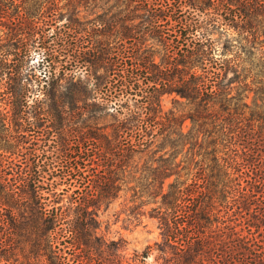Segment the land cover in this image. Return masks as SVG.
<instances>
[{
    "label": "trees",
    "instance_id": "obj_1",
    "mask_svg": "<svg viewBox=\"0 0 264 264\" xmlns=\"http://www.w3.org/2000/svg\"><path fill=\"white\" fill-rule=\"evenodd\" d=\"M0 264H264V0H0Z\"/></svg>",
    "mask_w": 264,
    "mask_h": 264
},
{
    "label": "rangeland",
    "instance_id": "obj_2",
    "mask_svg": "<svg viewBox=\"0 0 264 264\" xmlns=\"http://www.w3.org/2000/svg\"><path fill=\"white\" fill-rule=\"evenodd\" d=\"M83 14L81 15L85 16ZM39 59L40 55L35 53L31 62H37ZM176 98L175 94L163 95L161 98L163 109H181V106L174 102ZM182 127L184 130H188L190 121L186 119ZM130 194L131 192L124 190L119 197L109 203L108 206L100 207L96 213L99 221V232L107 239L119 241L121 246L119 253L126 259L135 254L144 255L143 251L146 247L157 240L159 236V230L154 219L147 215H136L135 217L129 215L128 209L132 205ZM146 258L147 261H150L148 256Z\"/></svg>",
    "mask_w": 264,
    "mask_h": 264
}]
</instances>
